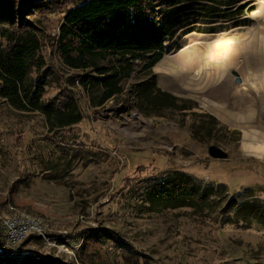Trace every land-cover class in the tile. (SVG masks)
<instances>
[{"label":"rangeland","instance_id":"rangeland-1","mask_svg":"<svg viewBox=\"0 0 264 264\" xmlns=\"http://www.w3.org/2000/svg\"><path fill=\"white\" fill-rule=\"evenodd\" d=\"M72 6L32 20L44 34L45 98L74 92L82 122L50 133L42 115L0 99V229L3 219L25 214L42 222L49 244L25 238L13 251L1 249L59 264H264L261 226L221 214L230 199L264 201V0H252L234 20L191 19L197 24L165 42L151 73L179 108L158 110H143L130 94V84L145 79L139 73L122 94L91 105L78 85L81 72L68 70L54 46ZM210 146L226 158H210ZM173 171L224 199L202 212L140 204L142 183ZM102 229L118 241L89 239Z\"/></svg>","mask_w":264,"mask_h":264},{"label":"trees","instance_id":"trees-1","mask_svg":"<svg viewBox=\"0 0 264 264\" xmlns=\"http://www.w3.org/2000/svg\"><path fill=\"white\" fill-rule=\"evenodd\" d=\"M240 2L244 4L236 6ZM247 2L252 0H0V99L16 111L42 115L50 133L82 122L74 92L61 99L45 98L51 76L42 55L44 34L32 20L39 11L56 13L60 6L73 4L64 11L54 46L68 70L81 72L76 76L78 85L89 94L92 106L122 94L131 76L139 73L145 79L136 85L129 83L133 88L129 92L135 93L143 110L152 109L148 105L155 110L179 108L175 97L156 88L151 73L165 53V42L197 24L191 19H237ZM140 188V204L152 209L214 210L226 194L180 171L143 182ZM224 212L264 230V201L230 199ZM110 235L116 237L103 229L91 231L89 239L100 244L103 239L111 241ZM3 237L0 229V264H59L33 254L12 255L1 249Z\"/></svg>","mask_w":264,"mask_h":264},{"label":"built area","instance_id":"built-area-1","mask_svg":"<svg viewBox=\"0 0 264 264\" xmlns=\"http://www.w3.org/2000/svg\"><path fill=\"white\" fill-rule=\"evenodd\" d=\"M43 229V224L39 219L25 214L5 218L1 222V230L4 234L3 246L13 251L25 238L31 235L43 239L45 243L47 242L46 244H49Z\"/></svg>","mask_w":264,"mask_h":264},{"label":"water","instance_id":"water-1","mask_svg":"<svg viewBox=\"0 0 264 264\" xmlns=\"http://www.w3.org/2000/svg\"><path fill=\"white\" fill-rule=\"evenodd\" d=\"M239 80H237L238 82ZM208 156L212 159H225L226 153L216 146H210L207 150Z\"/></svg>","mask_w":264,"mask_h":264},{"label":"bare ground","instance_id":"bare-ground-1","mask_svg":"<svg viewBox=\"0 0 264 264\" xmlns=\"http://www.w3.org/2000/svg\"><path fill=\"white\" fill-rule=\"evenodd\" d=\"M180 65H181V64H180ZM250 84L252 85V84H254V83H250ZM253 86H255V84H254V85H252V87H253Z\"/></svg>","mask_w":264,"mask_h":264}]
</instances>
